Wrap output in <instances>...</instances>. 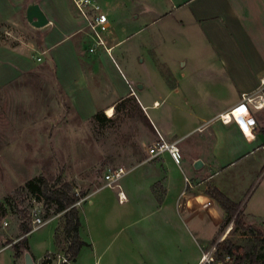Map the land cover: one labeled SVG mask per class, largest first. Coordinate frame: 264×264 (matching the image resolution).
Instances as JSON below:
<instances>
[{
    "label": "crops",
    "instance_id": "obj_1",
    "mask_svg": "<svg viewBox=\"0 0 264 264\" xmlns=\"http://www.w3.org/2000/svg\"><path fill=\"white\" fill-rule=\"evenodd\" d=\"M94 1L109 20L104 36L108 52L100 47L89 50L90 31L72 0H0V100L15 98L16 88L17 95L20 87L31 91L29 83L35 76L46 83L45 100H59L58 96L78 100L76 104L81 100L80 104H94V113L109 107L115 113V106L123 100L137 103L155 131V139L161 135L167 141H177L180 165L167 153L147 160V145L138 158H126L122 166L127 172L141 168L136 178L130 179L128 193L132 196L143 186L154 204L158 218L152 229L156 235L150 234L157 242L159 257L166 255V249H184L177 264H204L202 255L228 237L225 212L206 193L208 187L237 203L246 220L264 230V105L255 108L246 102L245 109L238 110L255 119L250 137H245L235 121L219 119L245 103L243 94L264 98V0H166L164 8L160 7L163 1L159 3L160 13L154 19L145 12L136 14L132 3L126 1ZM33 3L47 19L40 27L26 19ZM139 17L149 23L160 20L157 40L177 46L178 55L162 49L155 58L149 56L154 60L150 68L155 80L135 74L121 49L127 36L118 35L117 30H125L131 26L130 20ZM116 25L121 27L115 30ZM96 100L108 101L97 105ZM15 143L3 141L0 145L2 171L5 162L10 163L7 154L17 148ZM101 185L89 190L81 203L77 202L79 207L87 201L94 203L90 197L104 189ZM16 188L1 193L0 201ZM14 230L9 231L14 233L13 239L20 238V232ZM87 244L76 259L90 246ZM54 250L55 245L50 252ZM29 252L40 264L30 247ZM12 256L11 264L16 259L14 251ZM22 260L15 264H24Z\"/></svg>",
    "mask_w": 264,
    "mask_h": 264
},
{
    "label": "rangeland",
    "instance_id": "obj_2",
    "mask_svg": "<svg viewBox=\"0 0 264 264\" xmlns=\"http://www.w3.org/2000/svg\"><path fill=\"white\" fill-rule=\"evenodd\" d=\"M120 1L132 3L136 14L145 12L149 19H154L160 13L157 8L159 3L163 1L160 7H166V0ZM130 24L125 30L121 28V31L118 29L121 26H115L118 35L127 36L121 49L132 62L135 74L141 77L151 76L155 80V74L150 68L155 64L149 56L153 54L155 58L157 51L162 49H165V53L178 55L177 46L157 40L160 20L149 23L139 17L130 20ZM34 77L29 83L31 91L21 88L20 84L18 95V88L15 89V98L0 100V145L3 141L17 142V148L7 154L10 158L9 165L5 162L3 171L0 168L3 175L0 194L15 186H22L25 181L39 175H61L63 180L74 186L77 194L86 195L89 190L103 183L102 177L107 168L126 165V158H138L139 153L142 154V148L156 140L155 131L149 126L137 103H118L112 120L100 124L94 119V115L100 111L109 117L105 110L94 113V104H80L81 100L76 104L78 100H63L60 96L59 100H45L46 83L43 79L37 81ZM26 83L23 85L28 86ZM58 93L59 91L56 96ZM106 101L108 100H96L95 103L98 105ZM140 169L137 167L126 172L119 180L120 190L126 197L123 202L118 200L117 188L103 187L101 191L96 190L90 197L94 203L87 201L79 207L84 199V196L81 197L79 204L77 203L82 224L80 237L89 242L90 246L82 249L75 264H177L180 255L183 257L184 249H166L165 256L156 255L157 242L150 234L156 235L152 229L157 226L158 218V214L153 211L154 204L145 194L143 186L132 196L128 193L130 179L136 178ZM107 194L109 197L100 201ZM154 195L156 198V194ZM21 199V208L25 207L27 214L35 207L37 215L42 219L51 218L42 227L26 234L30 251L36 262L40 263V257L54 249V229L62 226V213L55 212L53 208L47 210L41 201L28 193L24 192ZM4 206V211L0 207V264H11V244L19 238L13 239L14 233L9 231L14 228L19 233L21 218L15 205ZM30 216L28 220L31 226L32 213ZM4 221L7 225L3 224ZM245 221L249 223L250 220L245 218ZM227 227L230 228L227 238L232 243L244 247L254 244L256 248L264 250V244L255 242L249 231L233 227V219ZM22 259V255L16 257L13 264L17 261L22 263Z\"/></svg>",
    "mask_w": 264,
    "mask_h": 264
},
{
    "label": "trees",
    "instance_id": "obj_3",
    "mask_svg": "<svg viewBox=\"0 0 264 264\" xmlns=\"http://www.w3.org/2000/svg\"><path fill=\"white\" fill-rule=\"evenodd\" d=\"M124 100L121 102L123 103ZM116 108V106H115ZM94 119L100 124L109 122L112 119L104 116L102 112L94 115ZM25 193L30 194L38 201H41L44 207L57 213H62V226H58L54 230L53 252H47L43 256L40 264H56L57 255L63 254L67 262L60 264L74 263L83 246L88 245L79 234L80 217L77 202L85 194H77L74 186L61 178V175H39L27 180L22 186L17 187L12 193L4 197V201L0 203V207L5 209L4 205H15L17 207L21 222L19 223L20 238L11 244L14 251V257L23 255L25 250L29 251L26 234L30 232L29 223L30 212L22 206L21 197ZM206 193L214 198L225 212L224 224H228L233 219V227H239L249 231L254 241L264 244V230L260 227L252 226L245 221V215L238 210V204L229 199L221 191L215 187H208ZM31 221V219H30ZM232 227V229H233ZM229 257L226 260V257ZM264 264L263 249L256 248L253 244L249 247L232 243L225 238L216 244V250L213 253V261L204 264Z\"/></svg>",
    "mask_w": 264,
    "mask_h": 264
},
{
    "label": "built area",
    "instance_id": "obj_4",
    "mask_svg": "<svg viewBox=\"0 0 264 264\" xmlns=\"http://www.w3.org/2000/svg\"><path fill=\"white\" fill-rule=\"evenodd\" d=\"M73 4L79 11V13L85 18L87 28L90 31V35L92 38V46L89 48L90 51H94L97 47L103 48L107 52L109 51L105 44V34L108 32L109 29V20L100 7L94 0H72ZM41 57H37V61H40ZM264 79L262 80V83ZM242 99L245 101L244 104L229 110L228 112L221 114L219 119L223 123H228L231 121H235L241 131L244 133L245 137H250V131L252 127L255 125V119L244 110L242 114L238 111L239 109H245L246 102L250 103L253 107L258 108L264 105V98L261 95L254 96L250 94H243ZM263 100V101H261ZM238 111V116L236 115L235 111ZM167 153L170 159L173 161L174 164L180 165L182 162V154L178 145L177 141H167L161 135L149 146L147 160L152 158L161 156L162 154ZM127 172V170L122 167H115V168H107L103 174V183L101 187H108V188H117V195L119 202H123L126 197L122 190H120L119 180L121 177ZM185 182L189 184V180L187 177H184ZM32 213L31 218V229L30 231L36 230L46 224L51 218L42 219L38 216L37 208H33L30 211V215ZM4 225H7V222H3ZM216 248L212 247L211 250L207 253L202 255V261L204 262H212L213 261V252H215ZM229 257H226L228 260ZM67 262L66 258L63 254L57 255L56 264ZM221 264V263H218Z\"/></svg>",
    "mask_w": 264,
    "mask_h": 264
},
{
    "label": "water",
    "instance_id": "obj_5",
    "mask_svg": "<svg viewBox=\"0 0 264 264\" xmlns=\"http://www.w3.org/2000/svg\"><path fill=\"white\" fill-rule=\"evenodd\" d=\"M26 19L31 25L35 27H40L47 22V19L43 11L40 9V7L36 3L30 4L27 10ZM196 164H200V162L197 161ZM23 258H24V264H36L32 255L27 250L23 252Z\"/></svg>",
    "mask_w": 264,
    "mask_h": 264
},
{
    "label": "bare ground",
    "instance_id": "obj_6",
    "mask_svg": "<svg viewBox=\"0 0 264 264\" xmlns=\"http://www.w3.org/2000/svg\"><path fill=\"white\" fill-rule=\"evenodd\" d=\"M241 108H243V107H241ZM240 110V109H239ZM238 111L236 110L235 111V113H236V115L238 116V113H237ZM106 114H108V116H112L113 114H114V108L113 107H109L107 110H106ZM239 117V116H238ZM239 119H240V117H239Z\"/></svg>",
    "mask_w": 264,
    "mask_h": 264
}]
</instances>
